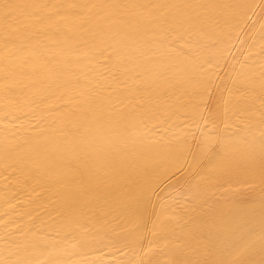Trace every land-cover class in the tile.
Returning <instances> with one entry per match:
<instances>
[{"label": "bare ground", "instance_id": "6f19581e", "mask_svg": "<svg viewBox=\"0 0 264 264\" xmlns=\"http://www.w3.org/2000/svg\"><path fill=\"white\" fill-rule=\"evenodd\" d=\"M0 264H264V0H0Z\"/></svg>", "mask_w": 264, "mask_h": 264}]
</instances>
